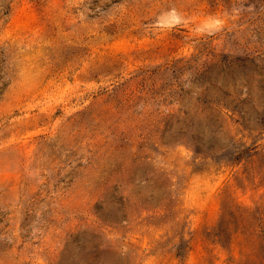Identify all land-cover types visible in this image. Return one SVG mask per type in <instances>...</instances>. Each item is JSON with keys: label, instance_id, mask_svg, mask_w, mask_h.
I'll use <instances>...</instances> for the list:
<instances>
[{"label": "rangeland", "instance_id": "rangeland-1", "mask_svg": "<svg viewBox=\"0 0 264 264\" xmlns=\"http://www.w3.org/2000/svg\"><path fill=\"white\" fill-rule=\"evenodd\" d=\"M0 264H264V0H0Z\"/></svg>", "mask_w": 264, "mask_h": 264}, {"label": "trees", "instance_id": "trees-1", "mask_svg": "<svg viewBox=\"0 0 264 264\" xmlns=\"http://www.w3.org/2000/svg\"><path fill=\"white\" fill-rule=\"evenodd\" d=\"M239 116V122H244L243 120H245V109L244 107L241 105L240 101L237 105V107L234 108Z\"/></svg>", "mask_w": 264, "mask_h": 264}]
</instances>
